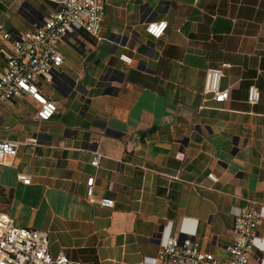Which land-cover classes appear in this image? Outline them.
Wrapping results in <instances>:
<instances>
[{"label": "crops", "instance_id": "crops-1", "mask_svg": "<svg viewBox=\"0 0 264 264\" xmlns=\"http://www.w3.org/2000/svg\"><path fill=\"white\" fill-rule=\"evenodd\" d=\"M59 1L0 0V49L3 34L32 30ZM154 22L168 24L159 40L145 30ZM63 45L73 54L61 53L59 77L42 87L57 115L36 121L26 98L11 105L32 112L27 125L0 120L10 128L0 139L23 144L15 165L1 167L16 186H0V211L46 232L52 256L80 264H143L180 232L219 254L232 214L247 200L264 207V0H106L101 40L79 32ZM224 65L230 99L215 104L203 93L206 72ZM6 67L0 53V74ZM92 177L94 196L113 199V209L86 200Z\"/></svg>", "mask_w": 264, "mask_h": 264}, {"label": "built area", "instance_id": "built-area-1", "mask_svg": "<svg viewBox=\"0 0 264 264\" xmlns=\"http://www.w3.org/2000/svg\"><path fill=\"white\" fill-rule=\"evenodd\" d=\"M58 11L32 30L20 33H6L2 40L8 46L0 49L7 59L6 70L0 74V106L11 105L17 100L28 98L37 108L35 119L40 123L51 121L58 113L56 102L47 98L43 85L53 84L60 75L65 59L59 45L66 39L83 32L94 40L102 38V24L105 18L106 0H60ZM168 29L166 22L146 25V33L155 40L161 39ZM120 61L129 65L131 61L121 56ZM208 69L204 95L211 96L215 104L229 101L228 90L221 89L223 70ZM260 94L257 88L248 91L249 105L258 104ZM22 143L0 139V167H13ZM100 156L96 154L93 167L98 166ZM211 185L218 179L209 174ZM17 181L25 186L31 179L18 174ZM95 178L87 180L86 200L91 205L113 209L111 198L97 199L93 194ZM231 242L219 254L201 250L195 233L180 232L168 235L160 242V251L155 259L146 258L143 264H264V236L259 227L264 223V207L247 200L246 206L234 214ZM46 232L19 227L6 213L0 211V264H80L63 253L52 256L49 251Z\"/></svg>", "mask_w": 264, "mask_h": 264}, {"label": "rangeland", "instance_id": "rangeland-1", "mask_svg": "<svg viewBox=\"0 0 264 264\" xmlns=\"http://www.w3.org/2000/svg\"><path fill=\"white\" fill-rule=\"evenodd\" d=\"M59 49L61 51V53H63V55L65 56H71L73 54V50L68 48L67 46H64L63 44L59 45ZM46 89H50L47 85H46ZM4 106V105H3ZM5 107H7V113H5L4 117L0 119L1 123H22V124H26L29 122L32 112L30 111L29 113H26L24 115H18L17 110H15V108H12V105H5ZM16 107L18 108H24L25 105L24 104H16ZM25 109V108H24ZM3 108H1L0 106V111H2ZM25 111H27L25 109ZM28 112V111H27ZM9 127L5 128V126H0V133L1 134H6L9 133ZM16 132V131H14ZM11 137V136H9ZM21 152H23V148L21 150ZM22 171V170H21ZM0 186L2 187H8V188H14L16 186L15 184V172H13L12 170L9 169H2L0 167ZM18 190L16 191V197L18 199H20L22 197V191L19 187H17Z\"/></svg>", "mask_w": 264, "mask_h": 264}]
</instances>
